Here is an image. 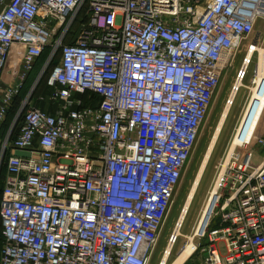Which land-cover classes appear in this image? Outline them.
Masks as SVG:
<instances>
[{
  "label": "built area",
  "instance_id": "2783aa9c",
  "mask_svg": "<svg viewBox=\"0 0 264 264\" xmlns=\"http://www.w3.org/2000/svg\"><path fill=\"white\" fill-rule=\"evenodd\" d=\"M262 25L264 0H0V133L37 60L60 56L53 110L26 98L0 144V264H149L224 69ZM256 151L222 166L200 264H264Z\"/></svg>",
  "mask_w": 264,
  "mask_h": 264
},
{
  "label": "rangeland",
  "instance_id": "374dc122",
  "mask_svg": "<svg viewBox=\"0 0 264 264\" xmlns=\"http://www.w3.org/2000/svg\"><path fill=\"white\" fill-rule=\"evenodd\" d=\"M260 23L262 22H259V24ZM263 40H264V25L258 26L255 33H253L251 36L243 40L242 44L236 51L231 64H229L224 69L220 86L214 96L211 110L201 127L199 139L188 161V164L183 172L182 179L175 193L174 202L167 216V219L164 223V227L160 234L158 244L152 253V257L149 264H160V262L162 263L164 262L163 260L164 252L168 247L170 238L175 234L174 231L178 224V220L180 219L183 211L185 210V205L188 200L189 194L193 188V185L201 169V166L205 161L206 155L209 151L213 138L216 134L222 115L228 104L231 92L237 82V79L239 78V75L243 71L242 69H243V65L245 64L246 57L248 53L251 52V50L253 49L251 48L252 46H256L259 49L261 48L264 49ZM45 52H46L45 62L42 63L41 66L36 68L35 70L33 68V72L29 76L30 78L28 77L27 80L24 82L23 88L21 89V93L25 89L27 83L28 85L25 91L26 96L21 101L20 106L22 105L23 101L26 100V98L28 97H30V99H29V104L27 103V108L29 107L43 108V107L52 106L50 99L52 94V88L48 84V80L52 73V67L54 66L55 61L59 60L60 56H59V52L57 51L55 52L56 55L55 54L51 55L52 48H49ZM259 55L260 54L258 50L254 51L250 59L247 69V74L243 80L246 87H242L239 89L235 97L234 103L230 108L229 114L221 130L218 133L215 145L213 146L209 159L206 163L204 172L202 174L196 195L184 219L181 228L182 235H180L177 238L175 246L172 249V254L168 260V264H173V262H175L181 250L186 246V243L189 240L188 236L189 235L193 236V233L196 227H198L200 218L202 217L205 207L208 201L210 200L211 194L216 186L217 178L222 169V166L225 163V161H228V157L231 153L234 137L237 134V131L239 129L238 127H240L242 120L247 112L249 103L253 95L252 87L255 86V84H253V80L255 79V77H257L258 74ZM40 59L44 61V55ZM15 82L16 81H14L13 83ZM84 95L85 98L89 97L88 92H86ZM15 113L16 112H13V114L11 115V119L12 116L15 115ZM263 115H264V103L259 117L260 119L255 125V130L251 138L248 140V141L251 140L250 144L245 145L246 147L244 145L236 146L233 151L234 154L243 153L244 151L252 147L253 144L257 145L259 140H257L256 137H261L260 134L258 133V129ZM258 146L260 147L259 143ZM263 153H264V147L262 148L260 147V149L255 152L254 160H258L257 155L262 156ZM215 200L212 204V207H210L208 217L205 220L203 227L210 219ZM220 224H221L220 218L217 217L214 219L211 228L219 227ZM194 241L198 247L201 241L203 243H207L208 239L200 241L198 240L197 237V239H195ZM203 257H204V251L197 250L192 255V257L186 262V264H198L200 261H202Z\"/></svg>",
  "mask_w": 264,
  "mask_h": 264
},
{
  "label": "bare ground",
  "instance_id": "6f19581e",
  "mask_svg": "<svg viewBox=\"0 0 264 264\" xmlns=\"http://www.w3.org/2000/svg\"><path fill=\"white\" fill-rule=\"evenodd\" d=\"M251 48H253L251 50V52L248 53L247 57H246V60H245V64L243 65V72L246 71L248 69V65H249V62H250V59L254 53V51H259V65H258V74H257V81L260 80V78L263 77L264 75V49H259L258 47L256 46H252ZM227 65H228V61L226 62ZM223 64V66H225V64ZM261 82V81H260ZM259 84L258 85H255L254 87H252L253 89V95H252V98H251V101L249 103V106H248V109H247V112L242 120V123L240 125V127H238V131H237V134L235 135L234 137V140H233V143H232V148H231V153L228 157V159L231 157L234 149L236 146H239V145H243L245 143H249L250 141H248L254 130H255V125L257 124L258 120L260 119V114H261V111H262V106H263V103H264V87H262V84ZM242 87H246V85L244 84V81L243 80H240L238 79L232 92H231V95H230V98H229V101H228V104L226 106V109L222 115V118L220 120V123H219V126L217 128V131H216V134L213 138V141L211 143V146L209 148V151L206 155V158H205V161L203 162V165L201 166V169L197 175V178L195 180V183L193 185V188L189 194V197H188V200L186 202V205H185V210L183 211L180 219L178 220V224L175 228V231H174V237L178 238L180 235H182V231H181V228H182V225H183V222H184V219L186 217V214L188 213V210L190 209V206H191V203L196 195V192H197V189L199 187V184H200V180H201V177H202V174L204 172V169H205V166H206V163L209 159V156H210V153L213 149V146L215 145V142H216V139H217V136H218V133L219 131L221 130L228 114H229V111H230V108L232 106V104L234 103V100H235V97L239 91L240 88ZM248 135V136H247ZM246 140V141H245ZM217 190H218V184L216 185V187L214 188L212 194H211V198L210 200L208 201L206 207H205V210H204V213L202 215V217L200 218V221H199V224H198V227L199 229L198 230H202L204 229L207 224L209 223V221H211V217H212V214L214 212V209H215V205L217 203V196H216V193H217ZM216 199V200H215ZM215 200V203H214V206H213V209H212V213H211V216H210V219L209 221L206 223V225L203 227L204 225V222L205 220L207 219L208 217V213L210 211V207H212V204ZM203 227V228H202ZM197 228V227H196ZM188 242L186 243V246L181 250V252L179 253V255L177 256L175 262H173V264H186V262L192 257V255L194 254L195 252V249H196V244H195V236H191L189 235L188 236ZM172 245L169 244L168 247L166 248V251L164 252V256H163V264H168V260L170 258L169 256V252L172 253ZM171 250V251H170Z\"/></svg>",
  "mask_w": 264,
  "mask_h": 264
},
{
  "label": "crops",
  "instance_id": "0c3cea01",
  "mask_svg": "<svg viewBox=\"0 0 264 264\" xmlns=\"http://www.w3.org/2000/svg\"><path fill=\"white\" fill-rule=\"evenodd\" d=\"M22 53H23L22 50L14 48L12 51L11 57L9 59L8 65L11 67L12 70H14V72H15L14 76H17L16 73L20 72L21 64H22ZM37 65H38V63L36 64L35 68H37ZM4 80L6 82H10V83H13L14 81H16V79L9 74L5 75ZM43 108L53 110L52 106L51 107H43ZM261 121H260V126L258 129V133L260 134V136L263 137L264 136V115H263ZM7 122H8V120H7ZM4 138H5V134H4V129H3L2 132L0 133V144H1V141L4 140ZM253 148H255L256 150H259V148H257L256 144L253 145ZM0 154H1V147H0ZM257 157H258V160H255V162L259 163L264 158V153L262 156L257 155ZM7 175H8V172H7L6 166L5 165L0 166V188H1V186H3V184L7 178ZM0 197H2V190L0 192Z\"/></svg>",
  "mask_w": 264,
  "mask_h": 264
},
{
  "label": "trees",
  "instance_id": "16d2710c",
  "mask_svg": "<svg viewBox=\"0 0 264 264\" xmlns=\"http://www.w3.org/2000/svg\"><path fill=\"white\" fill-rule=\"evenodd\" d=\"M46 50H48V49H46ZM45 50V51H46ZM46 52H44L43 53V55H44V61L43 60H41L40 58H42L43 57V55L37 60V62H36V64L38 63V65H37V68L38 67H40L41 66V64L42 63H44L45 62V60H46ZM58 61V60H57ZM57 61H55V63L57 62ZM54 63V64H55ZM36 64H35V66H34V70L36 69L35 67H36ZM53 68V67H52ZM33 72V70L30 72V74ZM30 74H29V76H30ZM28 76V77H29ZM30 78V77H29ZM27 85H28V83L26 84V87H27ZM26 87H25V89L22 91V93L20 94V96L17 98V100H16V103H15V106L12 108V110H11V112H10V114H9V116H8V118H7V120H8V122L6 121V124H5V126H4V134L6 135V133L8 132V130H9V128L11 127V125H12V123H13V121H14V119H15V117H16V115H17V113H18V109H19V106H20V103H21V101L25 98V96H26V93H25V91H26ZM28 92V91H27ZM25 94V95H24ZM13 112H16L15 113V115H13L12 116V119H11V115L13 114ZM16 132H17V130L15 129V131L13 132V134L15 133L16 134ZM1 190H2V186H1V188H0V192H1ZM1 198V197H0ZM2 225H1V220H0V247L2 246Z\"/></svg>",
  "mask_w": 264,
  "mask_h": 264
},
{
  "label": "water",
  "instance_id": "95a60500",
  "mask_svg": "<svg viewBox=\"0 0 264 264\" xmlns=\"http://www.w3.org/2000/svg\"><path fill=\"white\" fill-rule=\"evenodd\" d=\"M78 34H79V32H78ZM78 34L74 38L73 42L76 41V38H77ZM261 88H263V86ZM15 153H16V155H19V156H30L29 152H25V151H22V150H17ZM198 264H200V263H198Z\"/></svg>",
  "mask_w": 264,
  "mask_h": 264
}]
</instances>
